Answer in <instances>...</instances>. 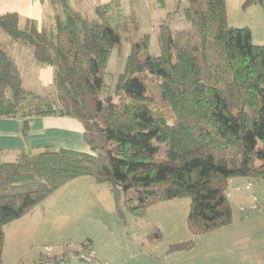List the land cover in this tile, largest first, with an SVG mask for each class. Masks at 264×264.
I'll use <instances>...</instances> for the list:
<instances>
[{"label": "trees", "instance_id": "trees-1", "mask_svg": "<svg viewBox=\"0 0 264 264\" xmlns=\"http://www.w3.org/2000/svg\"><path fill=\"white\" fill-rule=\"evenodd\" d=\"M49 1L55 22L46 25L30 19L21 28L18 12L0 14L9 40H0V118H20L24 130L32 117L75 118L89 150L47 146L5 160L0 149V263L5 227L80 177L107 182L119 211L140 217L155 203L189 197L193 234L231 223L230 181L264 179V43L229 24L226 0H178L188 26L173 30L169 13L158 28L159 54L150 35H138L135 7L123 15L110 0L91 19L69 0ZM124 42L131 51L113 89L105 71ZM11 46L54 67L53 92L23 86ZM149 83L159 89L156 102Z\"/></svg>", "mask_w": 264, "mask_h": 264}, {"label": "rangeland", "instance_id": "rangeland-1", "mask_svg": "<svg viewBox=\"0 0 264 264\" xmlns=\"http://www.w3.org/2000/svg\"><path fill=\"white\" fill-rule=\"evenodd\" d=\"M69 1L74 8L95 19L96 6L110 0ZM46 2L43 9L36 10L39 26L51 20L55 22L50 1ZM118 2L123 15L135 7L140 23L138 35H150L152 53L160 52L158 28L169 13L173 16V30L188 26L182 7H177L178 0ZM244 2L226 0L228 22L236 27H249L254 43L262 44L264 0L248 8ZM21 9L20 27L24 28L26 14ZM5 40L9 41L8 37ZM10 51L17 56L14 46ZM130 51L131 43L124 42L111 56L105 73L113 89ZM17 59L26 89L43 94L54 91L50 83L53 66L34 61L31 56H17ZM149 89V98L154 102L160 99L157 86L149 83ZM4 159L11 160L8 156ZM228 191L233 208L231 223L193 234L187 221L189 197L155 203L140 217L125 208L119 211L107 182L80 177L48 195L31 213L6 226L0 264H34L42 256L56 258L64 254L69 257L66 264H96L80 258L89 252L108 264H264V179L238 176L230 181ZM156 232H159L158 238L153 236ZM191 240L192 248L170 251L171 245Z\"/></svg>", "mask_w": 264, "mask_h": 264}, {"label": "crops", "instance_id": "crops-1", "mask_svg": "<svg viewBox=\"0 0 264 264\" xmlns=\"http://www.w3.org/2000/svg\"><path fill=\"white\" fill-rule=\"evenodd\" d=\"M46 3V0H0V14L18 12L21 17L23 13L20 9L22 8L21 10H24L26 14V23L30 19L38 22L36 10L43 9ZM3 39L5 37L0 30V40ZM17 56L33 57L30 52L21 49H17ZM17 56L15 54L16 59ZM53 70H50L52 77L50 83H53ZM84 132L83 124L68 116L32 117L28 120L25 130L23 129V120L20 118H0V149L11 159L15 158L21 150L37 152L47 146L88 151L89 146L85 141Z\"/></svg>", "mask_w": 264, "mask_h": 264}, {"label": "built area", "instance_id": "built-area-1", "mask_svg": "<svg viewBox=\"0 0 264 264\" xmlns=\"http://www.w3.org/2000/svg\"><path fill=\"white\" fill-rule=\"evenodd\" d=\"M248 188H250V185H248ZM80 258L88 260L90 262L96 263V264H108L107 262H104L102 260H99L95 253L89 252L86 254H81ZM69 260V257L67 255H62L61 257H53L50 255L42 256L38 262H35L34 264H64Z\"/></svg>", "mask_w": 264, "mask_h": 264}]
</instances>
